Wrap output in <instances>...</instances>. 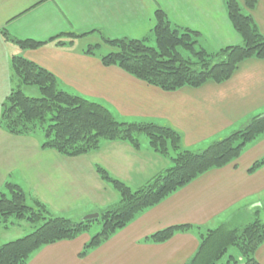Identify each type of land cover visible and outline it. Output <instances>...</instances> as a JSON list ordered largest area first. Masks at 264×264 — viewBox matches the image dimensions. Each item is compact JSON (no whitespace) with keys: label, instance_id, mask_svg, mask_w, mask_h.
Returning a JSON list of instances; mask_svg holds the SVG:
<instances>
[{"label":"crops","instance_id":"crops-1","mask_svg":"<svg viewBox=\"0 0 264 264\" xmlns=\"http://www.w3.org/2000/svg\"><path fill=\"white\" fill-rule=\"evenodd\" d=\"M238 1L264 34V0L251 10L246 0ZM159 9L173 27L199 31L198 44L209 52L242 43L229 19L227 0H0V120L12 88L14 55L51 71L62 89L105 105L121 121L175 128L184 146L193 151L207 148L263 114L264 59L244 60L222 83L165 91L116 65L105 66L98 55L110 50L103 49L106 44L96 56L84 53L87 45L103 42L102 34L153 40ZM3 32L37 41L65 32L90 33L74 38L72 44L62 36L36 49H22L6 40ZM23 87V91L28 88ZM30 88L38 97L40 90ZM40 143L34 136L9 133L0 123V194L8 182L26 185L28 196L38 194L54 215L74 220L119 201L117 192L97 174L96 164L132 188L172 166L171 159L152 150L146 141L139 150L122 141H102L99 150L78 157L45 150ZM263 156L264 135L236 161L196 178L86 256L80 252L93 230L44 246L27 264H190L200 235L209 229L222 224L243 226L255 216L264 221V166L248 171ZM11 221L8 226L0 224V236L19 226L17 220ZM180 224L193 227L162 243L145 241L154 232ZM231 253L240 259L238 249ZM255 255L264 263V244Z\"/></svg>","mask_w":264,"mask_h":264},{"label":"trees","instance_id":"trees-1","mask_svg":"<svg viewBox=\"0 0 264 264\" xmlns=\"http://www.w3.org/2000/svg\"><path fill=\"white\" fill-rule=\"evenodd\" d=\"M257 2L246 0V6L254 9ZM227 11L242 43L227 45L217 51L209 52L198 44L199 31L173 27L165 12L159 9L153 28L156 46L149 45L147 39L110 38L102 34L103 42L87 45L84 53L96 56L101 52L102 44H106L110 50L98 55L105 66L116 65L165 91L200 87L210 81L222 83L234 75L244 60L264 59V34L253 16L238 0H227ZM90 32H65L48 41L19 39L7 32L3 34L6 40L22 49H36L62 36L69 37L72 44L74 38ZM57 43L64 44L63 41ZM11 80V92L3 103L0 120L9 133L39 134L43 149H52L68 157L99 150L102 141H122L139 150V135L144 133L150 147L171 159L172 166L134 189L114 177L104 166L96 164L97 174L119 194V201L99 212V218L89 220L54 215L39 199L30 204L22 186L8 182L6 190L0 194V222L7 226L13 218L18 222H43L31 233L0 244V264H27L44 246L74 240L92 231V223L97 221L101 229L91 236L80 252L84 257L196 178L236 161L264 135L263 113L253 116L242 129L212 142L203 150L193 151L184 146L182 135L175 128L154 122L121 121L105 105L62 89L54 73L22 55L12 57ZM24 85L36 86L41 96L25 94L22 90ZM263 166L264 156L248 171L253 173ZM192 227L189 224L169 226L149 235L145 241L162 243ZM262 244L264 221L259 216L243 226L222 224L200 235L198 249L190 264H217L230 246L237 247L240 259L230 255L227 264H264L255 255Z\"/></svg>","mask_w":264,"mask_h":264},{"label":"rangeland","instance_id":"rangeland-1","mask_svg":"<svg viewBox=\"0 0 264 264\" xmlns=\"http://www.w3.org/2000/svg\"><path fill=\"white\" fill-rule=\"evenodd\" d=\"M148 44L149 45H152V46H156V40H155V38L153 39V40H149L148 41ZM103 49H110V47L108 46V47H105V46H103ZM25 87H28V88H26V91L24 90V93L25 94H27V95H29V96H32V97H36V96H33V95H35V94H32V93H34V91L32 90V88H30V87H36V86H28V85H24V87L23 88H25ZM37 88V87H36ZM27 92V93H26ZM39 92V91H38ZM41 96V92L38 94V97H40ZM30 136V135H29ZM34 137H37V138H39V140H41V142H42V138H41V136L39 135V134H35V135H33ZM139 139H140V142H143L144 143V141H146V142H148V138H147V136H146V134H144V133H142V134H140L139 135ZM41 144V143H40ZM45 150H52V149H45ZM153 150V149H152ZM55 151V150H54ZM57 152V151H56ZM21 186V185H20ZM26 185H24V190H25V192L27 193V192H29L27 189H26ZM4 189L6 190V187H4ZM134 189H136V188H134ZM118 194V193H117ZM119 195V194H118ZM37 196H39L38 194H37ZM37 196H35V194H29V196H28V203H33V200L34 199H39V200H41L42 199V197H37ZM44 204H45V202L43 201V200H41ZM46 206H47V208L49 209V211L52 213V214H55L49 207H48V205L47 204H45ZM93 213V212H92ZM90 214V213H89ZM83 217V216H82ZM81 217V218H82ZM80 218V219H81ZM14 219V218H13ZM12 219V220H13ZM43 221H40V222H38V223H29L28 221H19V226H16L15 228H13L11 231H9L8 233H3V236H0V244H2V243H6V242H9V241H12V240H15V239H17V238H19V237H23V236H25V235H27V234H29V233H31L32 231H34L35 229H36V227L38 226V225H40L41 223H42ZM0 224H1V222H0ZM4 226H6L5 225V223H4ZM94 232H96V231H99L100 229H101V224H99L97 221L95 222H93L92 223V228H91ZM233 249H236L237 250V247L236 246H230L229 247V249H228V251H227V253H226V255L222 258V260L223 261H226L227 259H228V257L230 256V255H232V250ZM32 258V257H31ZM221 260V261H222ZM221 261H219V262H221Z\"/></svg>","mask_w":264,"mask_h":264},{"label":"water","instance_id":"water-1","mask_svg":"<svg viewBox=\"0 0 264 264\" xmlns=\"http://www.w3.org/2000/svg\"><path fill=\"white\" fill-rule=\"evenodd\" d=\"M100 217V213H98V212H94V213H90V214H87V215H85V216H83V218L82 219H84V220H89V219H97V218H99Z\"/></svg>","mask_w":264,"mask_h":264}]
</instances>
